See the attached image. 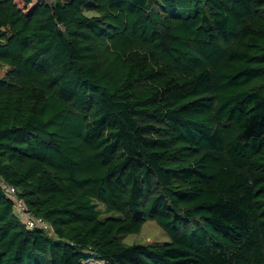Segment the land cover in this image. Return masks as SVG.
<instances>
[{
	"label": "trees",
	"instance_id": "obj_1",
	"mask_svg": "<svg viewBox=\"0 0 264 264\" xmlns=\"http://www.w3.org/2000/svg\"><path fill=\"white\" fill-rule=\"evenodd\" d=\"M1 68L0 264H264V0H0Z\"/></svg>",
	"mask_w": 264,
	"mask_h": 264
},
{
	"label": "rangeland",
	"instance_id": "obj_2",
	"mask_svg": "<svg viewBox=\"0 0 264 264\" xmlns=\"http://www.w3.org/2000/svg\"><path fill=\"white\" fill-rule=\"evenodd\" d=\"M4 73V68L0 69V74ZM127 244H145V243H162L169 242L171 238L169 234L162 229L156 221L148 220L143 224L141 231L128 234L124 237ZM88 264H104L98 261H89Z\"/></svg>",
	"mask_w": 264,
	"mask_h": 264
},
{
	"label": "built area",
	"instance_id": "obj_3",
	"mask_svg": "<svg viewBox=\"0 0 264 264\" xmlns=\"http://www.w3.org/2000/svg\"><path fill=\"white\" fill-rule=\"evenodd\" d=\"M6 194L15 202V210L29 230L50 229V223L41 216L31 214L26 205L18 198L17 189L11 185H5Z\"/></svg>",
	"mask_w": 264,
	"mask_h": 264
}]
</instances>
